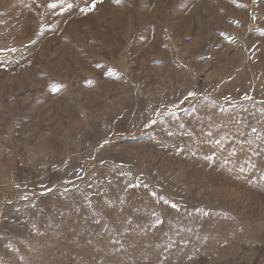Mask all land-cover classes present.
Instances as JSON below:
<instances>
[{
    "label": "rangeland",
    "instance_id": "374dc122",
    "mask_svg": "<svg viewBox=\"0 0 264 264\" xmlns=\"http://www.w3.org/2000/svg\"><path fill=\"white\" fill-rule=\"evenodd\" d=\"M91 5L0 0V264H264V0Z\"/></svg>",
    "mask_w": 264,
    "mask_h": 264
},
{
    "label": "snow or ice",
    "instance_id": "6c2138e0",
    "mask_svg": "<svg viewBox=\"0 0 264 264\" xmlns=\"http://www.w3.org/2000/svg\"><path fill=\"white\" fill-rule=\"evenodd\" d=\"M98 2H101V0H92V5L90 7L82 8L81 11L86 13L87 11L93 10V8L95 7V4L98 3ZM52 7H55V5H52ZM72 7H73V5L69 3L65 10L66 11L70 10ZM97 66L100 67V65H97ZM108 74H111V71H109ZM193 95H195V93H189V96H193ZM153 123H155V122L153 121ZM153 195H155V194H153ZM172 207H176V206L172 205Z\"/></svg>",
    "mask_w": 264,
    "mask_h": 264
},
{
    "label": "bare ground",
    "instance_id": "6f19581e",
    "mask_svg": "<svg viewBox=\"0 0 264 264\" xmlns=\"http://www.w3.org/2000/svg\"><path fill=\"white\" fill-rule=\"evenodd\" d=\"M130 38V37H129Z\"/></svg>",
    "mask_w": 264,
    "mask_h": 264
}]
</instances>
